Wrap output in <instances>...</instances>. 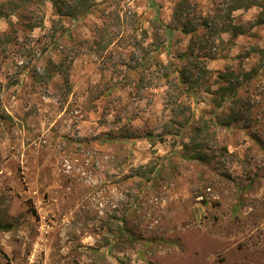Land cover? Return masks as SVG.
<instances>
[{
    "label": "rangeland",
    "instance_id": "rangeland-1",
    "mask_svg": "<svg viewBox=\"0 0 264 264\" xmlns=\"http://www.w3.org/2000/svg\"><path fill=\"white\" fill-rule=\"evenodd\" d=\"M229 5L116 0L60 42L50 4L34 31L0 20V264H264V25L233 47L229 34L169 32L163 65L150 30L159 7L166 24L182 11L197 25ZM260 11L231 18L253 23ZM191 44L217 56L180 96L163 77ZM62 54L67 79L47 82V59ZM228 69L258 71L239 93L250 111L230 128L212 118L233 104L216 109L205 92ZM187 118L180 136L166 133Z\"/></svg>",
    "mask_w": 264,
    "mask_h": 264
},
{
    "label": "trees",
    "instance_id": "trees-1",
    "mask_svg": "<svg viewBox=\"0 0 264 264\" xmlns=\"http://www.w3.org/2000/svg\"><path fill=\"white\" fill-rule=\"evenodd\" d=\"M113 2H116V0H104L101 3H97L96 0H0V20L11 19L15 16L18 18V21L23 23L27 30L34 31L37 28L43 27L45 22V13H43L42 16H38V18L33 17L34 13L38 8L41 10L43 6L50 4L53 15L57 18L56 21L60 23L61 26L60 34L57 37V42H60L64 38L68 40L72 39L77 24L82 22L88 15L102 10L103 7L101 6L113 4ZM229 2L228 11H226L224 15H217L213 18V21L205 20V22L197 25L191 24V20H187L184 23L180 22L182 11L178 13L176 17V25L166 24L160 18L159 7L154 19L150 21V30L158 43L155 61L159 65H163L164 60L161 59V56L165 53L164 51L168 54L172 53L167 47V40L170 36L169 32L196 37L199 36L201 30H203V34H211V36H214V39L221 34H229L230 37L227 44L229 47H233L236 45L238 38L242 36H252L254 28L264 25V0H229ZM181 6V9H183L184 4ZM252 8H259L261 10L253 23L239 24L233 22L231 16L234 12L240 10L247 11ZM6 37L7 34L0 36V45L6 40ZM52 50L51 48L46 49V55H49ZM211 52L212 51H210V53H202L200 49L191 44L186 51L176 52L175 56H173V53L171 57L172 62L171 60L170 62L172 65L174 64L175 67L171 73H167L163 77L166 79V83L164 84L166 90L170 91L171 89H176L175 91H177L180 96L184 93L191 94V92H195L193 90H195L197 82L192 80V71L201 69L202 65L204 70H207V63L216 60L217 56L216 53ZM67 54L68 56L70 55L69 53ZM66 56H63V54L60 55L59 62L54 61L52 57L47 59V69L49 72L46 77L47 82H51L55 76L59 74L62 77L66 76L65 70H67V74L69 73V69L65 68L66 61L68 60ZM249 57L250 53L239 56L241 60L248 59ZM75 59V57H71L69 60V67L74 63ZM177 61L181 62L182 65H178ZM242 72V76H239V73L236 72L235 69H228L220 73L217 91L211 93V88L205 91L211 94L212 104L216 109L223 108L227 104H233L230 114H226L223 117L216 116L212 118L213 123L216 125L218 124L220 127L230 128L232 125L238 124L240 118H243L246 113L250 111V108L244 107L245 103L240 101L239 93L245 84L250 83L255 76L258 75V71L248 72L242 69ZM65 78L67 79V76ZM182 106L185 105L180 103L179 107L182 108ZM185 108L187 107L185 106ZM182 112L184 113L185 109L182 108ZM189 127H191L190 119L187 118L186 120L173 123L166 133L171 136H180L181 133ZM196 133L200 134L201 131ZM198 134H196V136ZM191 147L192 146H190V148ZM186 148H189V145H186ZM192 158L202 162L207 160V157L196 148L195 155Z\"/></svg>",
    "mask_w": 264,
    "mask_h": 264
}]
</instances>
